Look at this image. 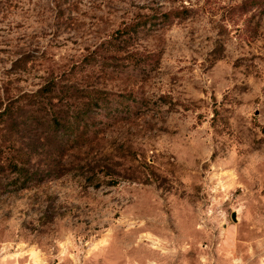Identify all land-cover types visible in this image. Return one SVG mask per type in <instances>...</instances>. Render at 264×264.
Here are the masks:
<instances>
[{"label":"rangeland","instance_id":"1","mask_svg":"<svg viewBox=\"0 0 264 264\" xmlns=\"http://www.w3.org/2000/svg\"><path fill=\"white\" fill-rule=\"evenodd\" d=\"M57 76L119 117L60 164L0 126V264H264V0H0L1 106Z\"/></svg>","mask_w":264,"mask_h":264},{"label":"trees","instance_id":"2","mask_svg":"<svg viewBox=\"0 0 264 264\" xmlns=\"http://www.w3.org/2000/svg\"><path fill=\"white\" fill-rule=\"evenodd\" d=\"M183 15L184 11L177 8L166 11L156 25H165ZM153 19L158 18L145 16L142 21L125 23L105 41L106 49L120 52L133 47L139 28ZM113 101L105 90L74 81L63 82L57 76L46 80L36 90L9 99L4 107L0 104V126H4V136L11 130L20 141L36 142L37 155H42L48 164L50 161L60 164L69 150L92 144L103 129L119 117L118 109L104 114L114 107ZM26 149L27 152H20L21 158L15 157L11 162L10 171L17 175L15 183L22 180L23 186L41 184L52 176L53 169L39 167L41 170L37 171L30 168L33 152Z\"/></svg>","mask_w":264,"mask_h":264},{"label":"water","instance_id":"3","mask_svg":"<svg viewBox=\"0 0 264 264\" xmlns=\"http://www.w3.org/2000/svg\"><path fill=\"white\" fill-rule=\"evenodd\" d=\"M232 218L234 221H237V212H233Z\"/></svg>","mask_w":264,"mask_h":264}]
</instances>
